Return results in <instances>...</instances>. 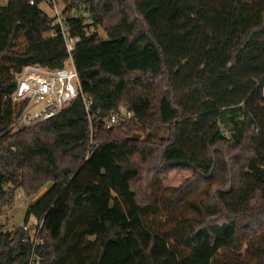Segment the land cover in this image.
I'll list each match as a JSON object with an SVG mask.
<instances>
[{"label":"trees","instance_id":"16d2710c","mask_svg":"<svg viewBox=\"0 0 264 264\" xmlns=\"http://www.w3.org/2000/svg\"><path fill=\"white\" fill-rule=\"evenodd\" d=\"M60 1L91 116L19 129L24 68L71 55L45 0L0 2V264H264V0Z\"/></svg>","mask_w":264,"mask_h":264},{"label":"built area","instance_id":"2783aa9c","mask_svg":"<svg viewBox=\"0 0 264 264\" xmlns=\"http://www.w3.org/2000/svg\"><path fill=\"white\" fill-rule=\"evenodd\" d=\"M45 2L49 4L51 11L49 15L53 19V25L60 30L71 56L63 69L49 70L37 65L24 68L19 76L18 87L12 96L13 102L26 104L15 125L18 129L32 127L54 118L79 98L82 99L87 114L91 116L93 100L84 93L72 58L79 39L73 38L67 28L69 12L64 9L60 0H45ZM30 4L34 5L35 0H31ZM134 118L133 112L122 109L106 119L105 125L107 129H113L125 125ZM24 229L31 233L30 239L34 244L40 241V227L32 230L30 226H26Z\"/></svg>","mask_w":264,"mask_h":264},{"label":"rangeland","instance_id":"374dc122","mask_svg":"<svg viewBox=\"0 0 264 264\" xmlns=\"http://www.w3.org/2000/svg\"><path fill=\"white\" fill-rule=\"evenodd\" d=\"M0 2L2 4H6L8 2V0H0ZM43 7L45 9V12L49 15L51 13L49 4L47 2H45L43 4ZM97 32H98L99 37L101 39L106 38V35H105V33H104V31L102 29H98ZM263 94H264V88H263ZM16 129H18V128H16ZM135 136H139L140 137L139 140H137L138 142L145 141L147 139V134L144 133L141 130H138L137 134ZM190 174H191L190 172L172 174L169 177L168 182L164 185V188L160 189L158 191V193H169L168 191H165V189L167 187L178 185L186 177L190 176ZM47 190H48V187H45L42 190V193H40L39 195L33 196V197H27L22 192V190H19V192L17 193V204H16L15 208L9 214V221H10V224H11L12 227H14L15 224L16 225H18V224L23 225L24 224L25 217H23V213L25 212V214H26L27 207H29L30 204H33ZM29 226L31 227L32 230H34V228L36 226V221L33 219ZM15 227H18V226H15Z\"/></svg>","mask_w":264,"mask_h":264},{"label":"water","instance_id":"95a60500","mask_svg":"<svg viewBox=\"0 0 264 264\" xmlns=\"http://www.w3.org/2000/svg\"><path fill=\"white\" fill-rule=\"evenodd\" d=\"M139 136H134L133 138H131V140H133V141H137V140H139Z\"/></svg>","mask_w":264,"mask_h":264},{"label":"crops","instance_id":"0c3cea01","mask_svg":"<svg viewBox=\"0 0 264 264\" xmlns=\"http://www.w3.org/2000/svg\"><path fill=\"white\" fill-rule=\"evenodd\" d=\"M19 192V191H18ZM23 192V191H22ZM31 205V204H30ZM23 217H25V212L23 213ZM14 226H21L20 224H18V225H14Z\"/></svg>","mask_w":264,"mask_h":264}]
</instances>
